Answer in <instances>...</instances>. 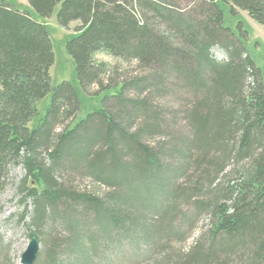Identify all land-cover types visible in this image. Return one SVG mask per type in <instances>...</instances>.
<instances>
[{
  "label": "trees",
  "instance_id": "16d2710c",
  "mask_svg": "<svg viewBox=\"0 0 264 264\" xmlns=\"http://www.w3.org/2000/svg\"><path fill=\"white\" fill-rule=\"evenodd\" d=\"M25 1L0 0V194L4 224L39 236L33 264H264V86L224 24L228 5L264 27V0ZM56 7L84 25L65 40L82 92L103 94L80 118L73 83L50 84ZM98 51L136 70L112 83ZM12 244L0 233V264Z\"/></svg>",
  "mask_w": 264,
  "mask_h": 264
},
{
  "label": "rangeland",
  "instance_id": "374dc122",
  "mask_svg": "<svg viewBox=\"0 0 264 264\" xmlns=\"http://www.w3.org/2000/svg\"><path fill=\"white\" fill-rule=\"evenodd\" d=\"M12 3L18 9L29 8L28 4L25 0H4ZM196 0L194 2L192 0H179V4L182 11H187L190 7L194 6ZM230 4V1H229ZM228 5L225 6V17L224 24L228 26L235 35L245 36L244 38V53H247V56H251L255 62V65L261 70V81L264 86V27L257 23L248 13L238 7H234V14L229 12L227 8ZM57 7L54 9L51 16L44 19L47 29L49 31L50 40L52 43V49L54 53V62L49 69V75L51 78L50 84L52 87L61 83L62 81L72 82L74 87L78 90L79 98L81 100V107L77 114V118L84 117L86 113H88L93 107L97 106L100 103L101 96L90 97L86 93L82 92L81 87L77 82V78L75 75V63L74 60L67 54L65 51V40L81 31L83 28V24L78 21L71 22L66 26L59 25L56 18ZM241 24V28L244 29L245 32H239L237 25ZM211 52L218 58L224 59L226 58V54L224 50L220 46H213ZM244 55V54H243ZM97 61H103L106 65V73L109 76V79L112 80V83L118 82L120 76L123 72L132 70H136V66L133 62H129L128 64L121 61L119 58L105 52L98 51L94 55ZM102 76V75H101ZM103 75L102 77H104ZM111 83V82H110ZM96 85L90 88V92L88 94L94 93L96 91ZM82 95V96H81ZM50 98V93L47 94L43 99L39 100L36 105L39 113L42 115L45 112V108L48 104ZM23 174V170L21 166H13L10 168V177L15 181ZM79 177L75 176V179ZM79 179L75 182L78 183ZM0 202L3 203V209L0 212V233H4L7 238L11 240L13 243V251L17 256V259L14 264H19V258L21 253L24 251L27 243H28V235L26 234V230L12 228L11 226H7L4 224L5 218L12 213L16 208V200L14 199V189L12 185L8 186L3 193L0 194ZM200 229L203 227L202 221L198 223ZM204 229L205 222H204ZM195 234L186 238V241L181 243L180 245H174L173 248L175 250L181 249L182 252H185L196 236Z\"/></svg>",
  "mask_w": 264,
  "mask_h": 264
},
{
  "label": "water",
  "instance_id": "95a60500",
  "mask_svg": "<svg viewBox=\"0 0 264 264\" xmlns=\"http://www.w3.org/2000/svg\"><path fill=\"white\" fill-rule=\"evenodd\" d=\"M28 240L24 251L20 255L19 264H33L40 248V239L35 231L30 230L28 232Z\"/></svg>",
  "mask_w": 264,
  "mask_h": 264
}]
</instances>
